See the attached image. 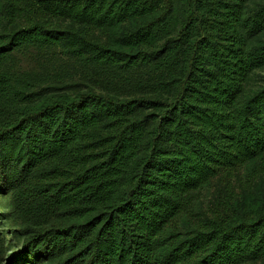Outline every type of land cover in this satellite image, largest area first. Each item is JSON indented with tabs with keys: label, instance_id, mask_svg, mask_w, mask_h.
<instances>
[{
	"label": "trees",
	"instance_id": "1",
	"mask_svg": "<svg viewBox=\"0 0 264 264\" xmlns=\"http://www.w3.org/2000/svg\"><path fill=\"white\" fill-rule=\"evenodd\" d=\"M0 216V264H264V0H0Z\"/></svg>",
	"mask_w": 264,
	"mask_h": 264
},
{
	"label": "rangeland",
	"instance_id": "2",
	"mask_svg": "<svg viewBox=\"0 0 264 264\" xmlns=\"http://www.w3.org/2000/svg\"><path fill=\"white\" fill-rule=\"evenodd\" d=\"M0 217H1L0 222L4 223L6 221V217H2V216H0ZM7 237H8V235H7Z\"/></svg>",
	"mask_w": 264,
	"mask_h": 264
}]
</instances>
